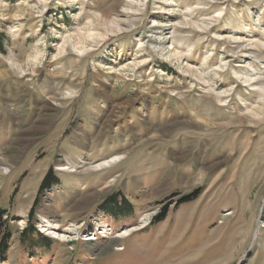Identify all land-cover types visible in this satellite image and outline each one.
<instances>
[{
    "label": "rangeland",
    "instance_id": "1",
    "mask_svg": "<svg viewBox=\"0 0 264 264\" xmlns=\"http://www.w3.org/2000/svg\"><path fill=\"white\" fill-rule=\"evenodd\" d=\"M6 161L0 264H264V0H0Z\"/></svg>",
    "mask_w": 264,
    "mask_h": 264
},
{
    "label": "bare ground",
    "instance_id": "2",
    "mask_svg": "<svg viewBox=\"0 0 264 264\" xmlns=\"http://www.w3.org/2000/svg\"><path fill=\"white\" fill-rule=\"evenodd\" d=\"M134 22V21H133ZM117 23H118V21H117ZM116 24V23H115ZM118 26H119V23L117 24ZM183 25V24H182ZM121 29V28H120ZM92 35V34H91ZM76 47V46H75ZM82 48L85 50L86 49V47L83 45L82 46ZM177 55V54H176ZM174 56V55H173ZM251 77V76H250ZM219 96V95H218ZM219 99H220V102H222V99L220 98V96H219ZM262 110V109H261ZM256 111H257V108H253V109H251V112H253V113H256ZM36 128H38V127H36ZM161 128V127H160ZM159 130V129H158ZM30 142V141H29ZM26 149V148H25ZM122 157H119V158H117V159H115V160H119V159H121ZM112 162V161H111ZM111 162H104V163H101V164H97V165H94V166H91V170H93V171H95V172H98V171H100V170H102V168H106V167H108V166H110V163ZM119 162V161H118ZM5 163H7V161L6 162H4V163H1L0 164V171L2 172V174L4 175V174H6V173H8V172H10L9 171V169L8 168H1V167H4L3 165H5ZM8 163H10V162H8ZM71 165V167H68L69 166V164L68 165H66V166H62V167H60L59 168V170H70L71 168H78L79 167V163H72V164H70ZM7 166H9V165H7ZM79 170V169H78ZM77 171V170H76ZM90 171V170H89ZM85 172V171H84ZM94 194V193H93ZM82 199L85 201V203H86V201H89V198L87 197V196H85V197H82ZM78 201H80V200H78ZM76 203V202H75ZM70 209V208H69ZM75 209V208H74ZM77 209V208H76ZM147 216V215H146ZM43 219H40V224L42 223V230L44 231V232H47V234L48 235H54V238L55 239H57V237L59 238V237H62V238H67V237H69V235L71 234V232H68V233H59V230L58 229H60L59 227L60 226H58V221L57 220H51L50 219V217H42ZM144 218H145V216H144ZM145 220V219H144ZM46 221H49V222H56L57 223V227L55 226V225H51L50 226V228L49 229H47V227L45 226V222ZM78 222V221H77ZM145 222V221H144ZM77 225H80L79 223H74V224H72V225H69V227L68 228H70V231H74V230H76L77 229ZM72 227H73V229H72ZM136 228V229H135ZM138 228L139 227H134V229L135 230H138ZM134 229H131V230H129V231H123V233H121V235L120 236H118V238L117 239H120L121 237L123 238V237H125L127 234L129 235V232L131 231H134ZM65 232V231H64ZM74 233H76V232H74ZM73 234V233H72ZM259 234H260V232H259ZM70 238V237H69ZM91 240V239H90Z\"/></svg>",
    "mask_w": 264,
    "mask_h": 264
},
{
    "label": "trees",
    "instance_id": "3",
    "mask_svg": "<svg viewBox=\"0 0 264 264\" xmlns=\"http://www.w3.org/2000/svg\"><path fill=\"white\" fill-rule=\"evenodd\" d=\"M59 185H60V179L52 170H50L46 174V176L42 182V185H41L40 190H39V194H41L44 191H51L53 188H55ZM124 204L126 206V211L120 210L121 214H123L125 216H132V211L130 210V204L127 201H124ZM36 206H37V204L34 206V208ZM103 206L104 207L106 206L109 209V212L112 213L116 217L120 214V212L112 211V210H117V208L119 210V204H118V201L115 199V197H111V200L107 201ZM4 216H6V211H3L0 209V254H3L4 251L6 250L7 241L10 238L9 235H6L3 233V231H4L3 228H4V224H5ZM42 236H44V235H42Z\"/></svg>",
    "mask_w": 264,
    "mask_h": 264
},
{
    "label": "crops",
    "instance_id": "4",
    "mask_svg": "<svg viewBox=\"0 0 264 264\" xmlns=\"http://www.w3.org/2000/svg\"><path fill=\"white\" fill-rule=\"evenodd\" d=\"M111 164V163H110ZM109 167V166H108ZM103 169V168H102ZM44 177H45V175H39L37 178H39V179H42V181L41 182H43V179H44ZM42 185V184H41ZM39 186V185H38ZM60 186V185H59ZM59 186H57V187H59ZM37 186L35 185V188H36ZM41 187V186H40ZM57 187H55V188H57ZM54 189V188H53ZM52 189V190H53ZM38 190H40V188L38 189ZM37 190V191H38ZM47 192H50V191H47ZM38 197H39V191H38V194H37V197L35 198V202L38 200ZM132 216H133V214H132ZM132 216H126V218H130V217H132Z\"/></svg>",
    "mask_w": 264,
    "mask_h": 264
}]
</instances>
